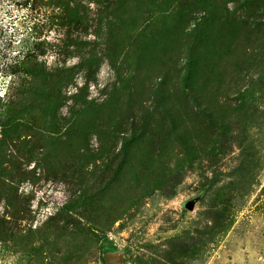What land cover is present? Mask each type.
Instances as JSON below:
<instances>
[{
    "label": "rangeland",
    "instance_id": "374dc122",
    "mask_svg": "<svg viewBox=\"0 0 264 264\" xmlns=\"http://www.w3.org/2000/svg\"><path fill=\"white\" fill-rule=\"evenodd\" d=\"M104 247L264 264V0H0V264Z\"/></svg>",
    "mask_w": 264,
    "mask_h": 264
},
{
    "label": "water",
    "instance_id": "95a60500",
    "mask_svg": "<svg viewBox=\"0 0 264 264\" xmlns=\"http://www.w3.org/2000/svg\"><path fill=\"white\" fill-rule=\"evenodd\" d=\"M124 250L113 248V247H104L103 248V257L106 264H131L126 260L124 256Z\"/></svg>",
    "mask_w": 264,
    "mask_h": 264
},
{
    "label": "trees",
    "instance_id": "16d2710c",
    "mask_svg": "<svg viewBox=\"0 0 264 264\" xmlns=\"http://www.w3.org/2000/svg\"><path fill=\"white\" fill-rule=\"evenodd\" d=\"M44 1H48V0H44ZM190 63H192V61H191V62L188 61V64H187V66H186V68H187V73H186V75H185L186 78H187V75H188V73H189ZM33 69H34V70H33ZM32 70H33L34 73L39 74V73L37 72V70H35V68H33V67L28 68L26 71L31 72Z\"/></svg>",
    "mask_w": 264,
    "mask_h": 264
}]
</instances>
